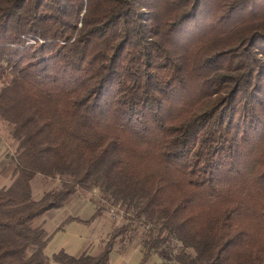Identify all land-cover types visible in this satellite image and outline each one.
<instances>
[{"label": "trees", "instance_id": "16d2710c", "mask_svg": "<svg viewBox=\"0 0 264 264\" xmlns=\"http://www.w3.org/2000/svg\"><path fill=\"white\" fill-rule=\"evenodd\" d=\"M1 77L0 264H111L130 224L51 257L34 225L92 188L151 224L143 263L264 264V0H0Z\"/></svg>", "mask_w": 264, "mask_h": 264}, {"label": "rangeland", "instance_id": "374dc122", "mask_svg": "<svg viewBox=\"0 0 264 264\" xmlns=\"http://www.w3.org/2000/svg\"><path fill=\"white\" fill-rule=\"evenodd\" d=\"M1 78L0 88L3 82H6L7 77ZM0 122L5 124L2 120ZM8 138L12 142L9 136ZM12 178L13 175L11 180ZM61 180L60 176L54 178L36 177L33 181L34 197L41 198L45 192L57 187ZM97 209L101 211V214L94 216ZM74 217L78 219H70ZM127 224H130V231L116 240V244L110 252L111 264H163L164 262L181 264L175 258L172 261H166L168 260L166 256L175 257V254L183 253L193 256L195 254V251L190 248H175L176 243L166 244L162 246L163 250L167 251L164 253L166 256L153 252L151 257L143 263L145 250L142 240L148 234L151 224L135 220L133 208H127V206L117 203L98 188L78 189L66 200L64 206L51 209L34 222L36 227L45 231V238L48 240L45 253L50 257L62 248L71 254L82 252L97 254L111 234L118 227ZM156 226L158 225L154 224L153 227Z\"/></svg>", "mask_w": 264, "mask_h": 264}, {"label": "crops", "instance_id": "0c3cea01", "mask_svg": "<svg viewBox=\"0 0 264 264\" xmlns=\"http://www.w3.org/2000/svg\"><path fill=\"white\" fill-rule=\"evenodd\" d=\"M8 134L6 133V125L0 122V188L11 183V176L15 167L12 161L14 153Z\"/></svg>", "mask_w": 264, "mask_h": 264}]
</instances>
